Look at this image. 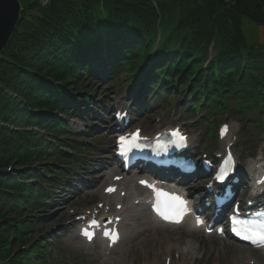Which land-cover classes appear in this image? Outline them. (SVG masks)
I'll return each mask as SVG.
<instances>
[{"label": "trees", "instance_id": "16d2710c", "mask_svg": "<svg viewBox=\"0 0 264 264\" xmlns=\"http://www.w3.org/2000/svg\"><path fill=\"white\" fill-rule=\"evenodd\" d=\"M28 7L0 51V264H44L43 240L19 249L32 226L22 205L32 208L46 194L38 186L32 198L25 175L36 185L50 173L52 184L60 176L47 168L17 171L18 180H11L4 170L83 154V135L52 115L86 117L87 75L91 82L114 70L141 74L148 64L145 86L157 99L176 84L172 94L187 110L230 105L241 116L264 112V48L247 49L241 32L242 16L264 26V0H48L45 6L33 0ZM210 49L214 56L203 67ZM102 51L109 53L107 72Z\"/></svg>", "mask_w": 264, "mask_h": 264}, {"label": "rangeland", "instance_id": "374dc122", "mask_svg": "<svg viewBox=\"0 0 264 264\" xmlns=\"http://www.w3.org/2000/svg\"><path fill=\"white\" fill-rule=\"evenodd\" d=\"M18 1L21 9L24 8L25 11H28V5L33 0ZM241 32L247 49L264 48V26L253 22L246 16H242ZM209 54L213 56L214 52L211 51ZM150 58L151 57H148V59ZM98 59L102 61L103 65L105 64V68H103V70L106 68L108 69L109 63L103 62V59H109V53L107 51H102ZM114 71H111L108 75L114 74ZM130 73L131 72L128 74L127 70H122L120 72L117 70V73H115V76L111 79H109L108 75L103 77L98 74L93 77H98V82L106 78L100 85L94 80H90L91 82H89L88 79L91 77L87 75V81H85V83H87V88L85 90L87 91L89 89L90 92H93L89 102L91 104H86L87 109L90 111V114L87 116V123L91 126V131L84 139L88 142L89 150L87 154H85L86 158H84L85 155L81 158L80 165L85 162L86 166L90 167V169L86 172L87 175L85 177H80L84 176L80 173L77 177H74V180L71 178L62 180L61 183L64 185L61 190L58 188L53 189L51 186L52 184L45 181L47 179L45 175L43 177L45 180L40 182V187L44 188L46 193L48 190L52 189L51 194L44 196L42 199L43 203L36 205L35 207H29L31 204L29 202L22 205L23 220L26 219L25 216H27L28 219L33 221L32 226H30L28 230L29 239L46 237L51 238L50 240L47 239L48 242H45L46 257L44 264H102V259L95 257L96 253L93 250H90V248L83 249L80 246L77 248L75 245L70 244L68 240L71 235L70 233H67L66 229L69 226L70 221H68V219L71 215L87 212L86 208L91 207L93 204L94 208L97 209V206L101 204L100 194H93V192L96 185H98V182H96L98 180L96 179H99L98 176L106 172V169L100 167V165H102L101 163L111 159V154L109 153L108 148L112 145V141L108 140V137H111L110 128L113 124L111 121V113L114 111L112 105L114 101H119L120 104L124 103L123 99L125 98L126 93L133 92L132 99H134L137 103L144 105V112L140 113L138 117H136L133 124H131V128L138 127L143 129L144 132L149 133L154 131L157 126L161 128L166 125L172 126L177 124L169 122L174 119V121H177L178 118H188L193 122V127L199 130L196 133L197 136H199L200 131H203L201 135V144L204 147L203 151H213L217 154V152L222 149V144H218L217 139L207 137L206 135V131H208L209 128L208 125L210 118H213L212 125H215V121H217L218 125L222 122H228L230 124L233 123L236 125V134L232 135L231 138L232 142H237V146L240 145V147H246V151H250L252 155H255L257 152H259V154H264V127L261 130V127L256 129L255 125L250 126L248 123L253 124L254 122L245 123L247 121V117L243 119L244 122H240V117L232 114V111L229 109H226L223 112H218V114L213 117H208V114H206L205 119L208 121L205 122L200 121V116L205 114L207 110L205 107L199 108V110L195 111V119H193L192 114L185 113L184 108L179 107L182 101H180L181 103L178 102L179 98L177 96H173L172 101L167 105H162L160 99H153L152 89H146L143 75L139 77V73H135V75L133 74L134 76ZM173 87H176V84H173ZM174 91L176 90L170 89L169 93ZM85 94L88 93L86 92ZM116 109L117 108L115 107V111ZM254 113L262 117L261 113H258V111H254ZM162 115H166V118L163 120L166 124L161 125L160 123L162 122L160 120L158 121L157 118ZM52 116L62 119L71 131L77 133H82L84 131V127L78 120L65 118L59 113ZM248 117L251 119L250 121H254L255 118H257V116L253 115ZM22 126L23 124H19L20 128H22ZM216 126L217 125H215V127ZM23 128L25 127L23 126ZM41 135H43L45 139H49L50 141L53 140V138L45 135V133H42ZM238 138L239 141L237 140ZM242 152L243 151L237 153L241 155ZM97 155L102 156V158H97ZM87 158H93L94 160L87 162L85 161ZM67 162L69 161H63L61 164V162L56 158L35 160L30 163L31 165L28 171L33 174L34 172H39L41 174L43 169L49 168L51 171L58 172L61 167H65L67 169V167L70 166H67ZM108 162L110 163V161ZM18 168L19 166L16 168L13 167L10 172L5 173L8 179L18 180L15 172ZM110 169H113V167H110L109 170ZM4 171L7 170L5 169ZM52 175L53 174H50L49 177ZM25 182H29V184L33 187L31 192L33 198L37 188L35 183L36 181L32 179V175H25ZM99 185L101 186L102 184L99 182ZM201 188L203 189L200 185L197 189L199 190ZM101 191L102 190H100V192ZM61 192L64 193L59 196L58 199H54L53 196L56 193L61 194ZM248 192L249 191L247 189L242 198L247 197ZM134 227L135 229L142 228V221L137 220ZM177 231H180V229H177ZM159 238L160 239H158V237L148 236L143 238L144 240L141 238V242L140 240L126 242L121 245L120 251L122 252L120 258H118L117 261L108 260L106 264H181V256L177 250L182 248L181 246H183V242H187L188 240L192 241L195 246V250L191 253L192 260H190V262L188 261L186 264H202L204 262L207 264H234L235 252L230 250L224 251L222 249L216 250L212 247L210 242L206 241L205 238H203L204 241H194L193 239L187 237L181 242H176L173 239L169 241L167 239L165 240L161 235ZM16 249L18 248L14 246L13 250Z\"/></svg>", "mask_w": 264, "mask_h": 264}, {"label": "bare ground", "instance_id": "6f19581e", "mask_svg": "<svg viewBox=\"0 0 264 264\" xmlns=\"http://www.w3.org/2000/svg\"><path fill=\"white\" fill-rule=\"evenodd\" d=\"M108 59H103V62H107ZM116 103V102H115ZM235 128V125L232 124L231 129ZM158 130H156L154 133L147 134V135H153L157 133ZM146 134V133H144ZM110 138L108 137V140ZM257 162H255L256 164ZM254 164V165H255ZM252 167H249V173L252 171ZM256 171V170H255ZM116 175L118 173V170H112L111 172H105L103 175L99 177V180L95 187V190L93 194H100V189L102 186L99 185V182H103V184L106 183L105 186H103V189H105L107 186H118V196L112 197L111 195H106L105 193L100 194L101 199L104 200V204H107L108 210L104 211L107 213L112 212L111 214H107L109 216H104L105 219H115V217H119V224L123 225L125 229V235L122 237V241L119 243L118 246H116L113 249L107 248V245L105 246L102 242L94 243V247L91 249L93 250L96 255L95 257L102 259V264H106L108 260L111 261H117L118 258H120L121 255V244H125L126 242L131 241H137L141 238H146L148 236L158 237L161 235L165 240L168 241L173 239L176 242L184 241L187 237L193 239L194 241H204L203 238L206 239V241L210 242L212 247L214 249L219 250L220 247L222 250H230L232 252H235L234 254V264H264L263 257L261 256V252L258 250H254L250 247H244V246H237L235 244H229L226 241H224L222 238L217 237L216 235H204V229H194L193 222L191 221L187 227L183 226L180 227H174V226H168V225H158L151 220L150 216L148 215L147 211L145 209H133L131 206L128 205V201L135 195L133 192V189H136L139 193H141L144 188H139L138 186H133L134 178L133 176L127 177L124 181V183H118L116 181H113V176L111 173ZM138 181V180H137ZM192 182H189L190 184ZM137 184V183H136ZM196 184V187H199L198 182H194ZM139 190H138V189ZM191 188H195L191 186ZM83 193V192H82ZM143 194V193H142ZM139 195V197L143 195ZM62 195V194H61ZM60 194L56 193L53 197L54 199H58ZM111 196V197H110ZM134 208L135 206L132 205ZM137 220H141L143 227L140 229H135L133 224L131 222H134L136 224ZM92 222V218L87 220V223ZM111 226H114V223L111 224ZM177 229H180V231H177ZM173 237V238H171ZM77 240V241H75ZM144 240V239H143ZM73 241V242H72ZM72 241L69 239L68 242L70 244L75 245L77 248L80 246L84 249V245L79 239L78 236H75L72 238ZM182 248H179L177 251L181 256V264H186L188 261L192 260L191 253L195 250V246L192 243L191 240H188L187 242H183ZM111 254V257L108 258V256Z\"/></svg>", "mask_w": 264, "mask_h": 264}, {"label": "snow or ice", "instance_id": "6c2138e0", "mask_svg": "<svg viewBox=\"0 0 264 264\" xmlns=\"http://www.w3.org/2000/svg\"><path fill=\"white\" fill-rule=\"evenodd\" d=\"M225 131H227V126H225ZM178 135V133H176ZM179 139L181 141H186V138L183 136H179ZM118 144L121 147V155H127V153L134 148L143 150L141 145L138 143V132L135 134H132L131 137H125L121 136L119 138ZM227 163V162H226ZM225 175L224 169L221 168L217 178L220 179ZM141 183H146L145 181H141ZM109 191H112V189H109ZM166 195V194H163ZM172 201H178L181 208L186 207V202L181 200L179 197H172ZM173 205L169 204L166 205V208H172ZM156 211L159 215H161L164 219H171L172 217L166 213V211H162L159 206H157ZM260 215L264 216V213H260ZM232 220V231L240 236L242 239L249 240L253 244H257L258 246H264V221H251V220H245L240 219L237 215H234L231 217ZM175 222H179V220H176ZM197 223H202L201 221H197ZM223 230L221 229V232ZM83 235L87 236L89 239H91V234L87 231V229L83 230ZM105 235H109L107 232Z\"/></svg>", "mask_w": 264, "mask_h": 264}, {"label": "water", "instance_id": "95a60500", "mask_svg": "<svg viewBox=\"0 0 264 264\" xmlns=\"http://www.w3.org/2000/svg\"><path fill=\"white\" fill-rule=\"evenodd\" d=\"M21 12L18 0H0V51L9 41Z\"/></svg>", "mask_w": 264, "mask_h": 264}, {"label": "built area", "instance_id": "2783aa9c", "mask_svg": "<svg viewBox=\"0 0 264 264\" xmlns=\"http://www.w3.org/2000/svg\"><path fill=\"white\" fill-rule=\"evenodd\" d=\"M47 2H48V0H39V3H40L42 6L46 5Z\"/></svg>", "mask_w": 264, "mask_h": 264}]
</instances>
